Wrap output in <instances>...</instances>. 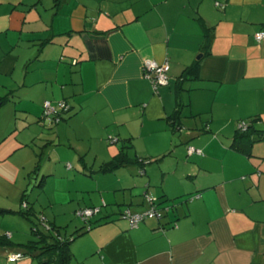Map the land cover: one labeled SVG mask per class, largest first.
Masks as SVG:
<instances>
[{"label": "crops", "instance_id": "0c3cea01", "mask_svg": "<svg viewBox=\"0 0 264 264\" xmlns=\"http://www.w3.org/2000/svg\"><path fill=\"white\" fill-rule=\"evenodd\" d=\"M261 31L264 0H0V111L29 125L16 149L56 156L41 186L58 179L98 210L71 261L264 264ZM145 60L168 63L165 85ZM62 100L70 112L44 127L43 103ZM241 121L252 134L234 144ZM153 205L171 209L130 226Z\"/></svg>", "mask_w": 264, "mask_h": 264}, {"label": "rangeland", "instance_id": "374dc122", "mask_svg": "<svg viewBox=\"0 0 264 264\" xmlns=\"http://www.w3.org/2000/svg\"><path fill=\"white\" fill-rule=\"evenodd\" d=\"M15 100L17 102V99ZM7 109L6 106L0 111V134H6L0 138V264H39L37 259L27 254L24 247L38 240L32 229L36 227L45 232L51 224L47 221L56 222L59 234L71 238L77 230L84 227V222L77 212L83 209H78L79 206L88 204L89 195L87 192L76 195L74 189L66 193L68 185L55 178L47 177L48 181L39 187L41 177L47 175L50 170L48 163L57 161V157H51V153H47L44 160L41 158L42 149L35 155L33 147L27 143L16 149L18 141L26 142L29 139L26 136L29 125L27 122L22 125L25 118L21 115L14 120L12 108L8 110V117L5 112ZM43 123L44 127H56L48 121ZM36 145L39 146L40 142ZM34 162H41L40 175L29 177V170ZM92 182L94 180L77 185L86 187ZM71 186L75 187L70 184ZM14 252L23 254V258L9 263L8 257ZM71 264L75 262L71 261Z\"/></svg>", "mask_w": 264, "mask_h": 264}, {"label": "trees", "instance_id": "16d2710c", "mask_svg": "<svg viewBox=\"0 0 264 264\" xmlns=\"http://www.w3.org/2000/svg\"><path fill=\"white\" fill-rule=\"evenodd\" d=\"M197 70H198V64L194 65L191 69L185 71L182 74V77L183 78H187L188 76L193 77L196 75ZM69 112L70 111H68L67 114ZM65 115L62 118H64ZM251 124L252 123L248 125L246 132L238 131L237 135L233 139L234 144L243 142V140L247 141L249 139L250 135L252 134ZM259 137L261 139H264V135H259ZM128 161L129 160H127L124 151H121L119 159H115L113 163L114 164L116 163V165H122V164H126ZM137 163H139L141 167L140 170H142L145 160H141V159L137 160ZM37 169L38 166L34 170L35 173ZM141 173L142 175L144 174L143 171ZM39 187H41V182H39ZM23 196H25V194ZM144 197L145 199H147L146 195H144ZM153 207L160 210L161 212L160 219H162L164 213H167L168 210L171 209L169 206L159 208L158 206L153 205ZM160 219H156V220H160ZM89 220L87 221V223H84V227L77 230L76 234L73 235L71 238L61 237L59 234V230H57L56 226L53 224L52 225L50 224L45 232H41L39 228L37 229L35 227V229H32V231L33 234L38 238V240L35 243H30L27 246H24L26 248L27 254L37 259L39 264H69L72 258V253L70 249L71 243L76 237L82 235L83 233L88 232L91 229Z\"/></svg>", "mask_w": 264, "mask_h": 264}, {"label": "built area", "instance_id": "2783aa9c", "mask_svg": "<svg viewBox=\"0 0 264 264\" xmlns=\"http://www.w3.org/2000/svg\"><path fill=\"white\" fill-rule=\"evenodd\" d=\"M254 39L256 42H260L264 40V31L258 32L254 35ZM168 63L164 62L162 64L156 63L151 60H145L142 63V73L143 78L148 80L152 86L153 89H157L158 86L165 85L167 83V73H168ZM69 105L65 101H58L55 103L51 102H44L42 105L43 115L42 118L45 122H49L50 124H57L62 117L67 114L69 111ZM248 128V124L244 121H241L237 124V130L239 132H246ZM115 139H109V143L113 144L115 143ZM193 153L201 154L199 150H195L193 148L188 149V155H191ZM149 201H151L150 198L147 197ZM98 210L95 208H87L83 210H79L77 212V215L82 218L84 223H87V221L97 212ZM130 223L131 227H136L140 223L148 220V219H160L161 218V212L159 209L155 207H151L149 210H146L140 214H134L130 215L127 213L125 215ZM23 255L20 253H14L11 254V256L8 257L9 263H14L19 259H22Z\"/></svg>", "mask_w": 264, "mask_h": 264}]
</instances>
